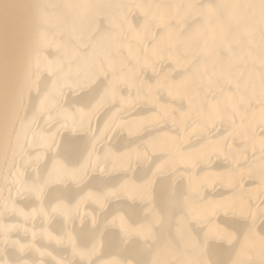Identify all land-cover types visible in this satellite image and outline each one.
<instances>
[{"label": "bare ground", "instance_id": "bare-ground-1", "mask_svg": "<svg viewBox=\"0 0 264 264\" xmlns=\"http://www.w3.org/2000/svg\"><path fill=\"white\" fill-rule=\"evenodd\" d=\"M0 264H264V0H0Z\"/></svg>", "mask_w": 264, "mask_h": 264}]
</instances>
